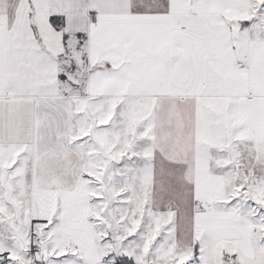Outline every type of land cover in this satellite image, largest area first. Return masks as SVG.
Instances as JSON below:
<instances>
[{
  "label": "snow or ice",
  "instance_id": "1",
  "mask_svg": "<svg viewBox=\"0 0 264 264\" xmlns=\"http://www.w3.org/2000/svg\"><path fill=\"white\" fill-rule=\"evenodd\" d=\"M0 264H264V0H0Z\"/></svg>",
  "mask_w": 264,
  "mask_h": 264
}]
</instances>
